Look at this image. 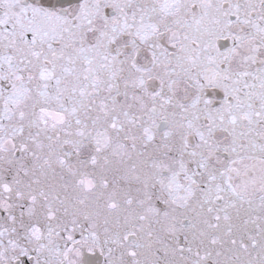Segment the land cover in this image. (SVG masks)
Here are the masks:
<instances>
[{
  "label": "snow or ice",
  "instance_id": "snow-or-ice-1",
  "mask_svg": "<svg viewBox=\"0 0 264 264\" xmlns=\"http://www.w3.org/2000/svg\"><path fill=\"white\" fill-rule=\"evenodd\" d=\"M0 264H264V0H0Z\"/></svg>",
  "mask_w": 264,
  "mask_h": 264
}]
</instances>
